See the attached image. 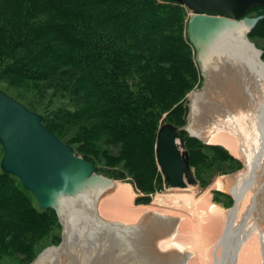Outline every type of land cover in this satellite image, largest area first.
I'll list each match as a JSON object with an SVG mask.
<instances>
[{"label": "trees", "instance_id": "1", "mask_svg": "<svg viewBox=\"0 0 264 264\" xmlns=\"http://www.w3.org/2000/svg\"><path fill=\"white\" fill-rule=\"evenodd\" d=\"M262 7L253 3L246 12ZM182 13L180 3L158 0H0L1 74L72 96L75 108L57 105L53 121L47 125L43 116V124L63 141L61 123L78 125L84 150L77 149L86 159L97 134L121 144L108 161L124 160L135 186L147 192L142 167H156L160 116L192 89L188 82L197 75L193 46L176 25ZM263 20L255 26L264 27ZM79 131L74 138L81 139ZM34 199L17 176L0 169V253L57 225L55 211Z\"/></svg>", "mask_w": 264, "mask_h": 264}, {"label": "bare ground", "instance_id": "2", "mask_svg": "<svg viewBox=\"0 0 264 264\" xmlns=\"http://www.w3.org/2000/svg\"><path fill=\"white\" fill-rule=\"evenodd\" d=\"M249 24L191 30L196 43L203 40L205 84L194 91L189 130L224 146L244 168L205 190L172 187L153 204L137 205L130 185L115 180L101 193L65 197L57 210L66 239L37 264H264V68L247 39ZM212 188L230 192L236 205L221 207Z\"/></svg>", "mask_w": 264, "mask_h": 264}, {"label": "water", "instance_id": "3", "mask_svg": "<svg viewBox=\"0 0 264 264\" xmlns=\"http://www.w3.org/2000/svg\"><path fill=\"white\" fill-rule=\"evenodd\" d=\"M173 1L185 5L191 11L186 25V35L195 51L194 60L203 77V83L200 88L191 90L187 94L188 113L185 123L177 126L164 122L156 131L155 159L169 188L197 184L190 169V155L184 148L182 137V133L186 132L191 137L199 139L189 130L191 102L194 99V91L203 88L205 84L204 72L198 60L203 40L196 43L191 36V30L197 25L210 30L221 25L225 20L248 19L250 21L246 32L248 39V33L263 18V15L247 17L245 13L250 4L264 3V0ZM261 54L262 51L259 50L258 59L264 68ZM0 142L4 149L0 161L1 169L17 176L23 186L33 193L41 208H52L56 211L63 225L61 243L45 247L28 263L37 264L48 254L56 252L65 241V225L57 210L59 201L73 194H88L94 191L101 193L113 180L97 174L92 161L75 154L71 145L61 140L43 124L41 114L29 109L1 90ZM90 209L95 215V205Z\"/></svg>", "mask_w": 264, "mask_h": 264}, {"label": "rangeland", "instance_id": "4", "mask_svg": "<svg viewBox=\"0 0 264 264\" xmlns=\"http://www.w3.org/2000/svg\"><path fill=\"white\" fill-rule=\"evenodd\" d=\"M158 2H174L179 4V2H175L173 0H158ZM180 5L183 8V13L181 14L176 25L181 28V32L184 37L186 33V23L191 15V11L185 5L181 3ZM260 13L261 15L264 14V7L257 10H249L245 13V16L254 17L260 15ZM260 20L258 22H260ZM257 23L256 25H258ZM254 27V30H252V28V31L249 32L250 35L248 33V40L254 45L256 49L262 51L260 58L264 63V27ZM192 54H194L193 48ZM194 56L195 55H193V57ZM2 67L3 63H1L0 61V90L18 100L29 109L41 114L42 117L44 116V122L47 125H49L50 122L53 121V118H51V108H54L60 104L69 106L71 108L76 107V103L74 101L72 102L73 97L68 93L63 94L61 91L57 92V90H53L52 88L40 89L38 87L41 86L36 87L33 83L20 84L11 82L10 79L2 76ZM198 69L199 68H197V75L195 76V78L193 77V80H190V82H188L193 86L191 90L200 88L203 83V77L202 75H200V71L198 72ZM136 82L138 83L137 80H135V83ZM187 94L183 96L179 101H177L171 109L162 112L159 119V122H161L160 124H163L164 122H170L174 123V125L178 123L177 126H182L185 123L188 113ZM181 105L184 108H180ZM181 109H185L186 112H181ZM182 119L184 120V122ZM182 122L183 124H181ZM57 124H59V122H57ZM68 124L69 123H65L64 125H62L61 123V127H59L58 132L63 136V138H65L64 140L66 141V143L73 147V151L75 152V154L83 157V153L79 152L77 149L78 147L83 149L84 144L83 137L78 130L79 126H69ZM81 126L83 127V125ZM78 131L81 139L79 137L74 138V136L76 137L78 135ZM101 136V134H97V136L91 139L88 144L89 146L94 145V148L93 153H91L92 155H87V160H90L95 164V172L97 174L107 176L112 180H115L113 181L115 183H124L130 185L133 191V200H135V198L137 197V202L135 201L137 205L150 203L153 204V201L155 198H157L158 194L166 192L170 193L169 191L171 190V188L167 186L165 176L157 164L155 169L153 170L146 167L145 164L142 167V171L147 175L149 174L148 178L150 180L148 181L150 190L144 192L137 188L134 184L133 170L125 164L124 160L118 159L117 162L115 161L116 164L108 161L109 159H111V155L117 156V154L120 152L121 144L117 143V145H112L111 143H108V140H104L106 138H103ZM182 137L184 148L189 152L190 155V169L192 175L197 181V184H195L194 186H198L200 189L205 190L206 188H208V186L212 185L216 178L237 173L244 168L242 159H239V157H235L234 155L232 156L231 153H229L230 151L228 149L226 150L220 145H210L208 143H204L195 137H191L186 132L182 133ZM71 139H73L74 141H72ZM2 156L3 149L0 146V161ZM107 157H109V159ZM258 169H260V167ZM210 190L213 194V201L220 206L222 205L221 207L230 209L236 205V200L230 192L216 188H212ZM34 202L36 203L35 199ZM35 203L34 205L36 206L37 203ZM62 236L63 225L61 224L57 216V225L50 226V228L47 229L41 236L36 235L34 237H30L31 239L28 245L19 246L18 244H16L15 246H12L11 244H9L7 248L0 253V264H28L45 247L60 244L62 241Z\"/></svg>", "mask_w": 264, "mask_h": 264}]
</instances>
